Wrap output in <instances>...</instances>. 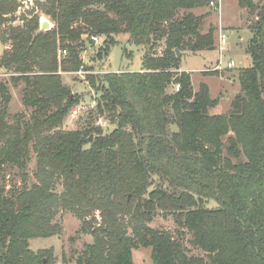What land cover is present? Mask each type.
<instances>
[{
    "label": "trees",
    "instance_id": "obj_1",
    "mask_svg": "<svg viewBox=\"0 0 264 264\" xmlns=\"http://www.w3.org/2000/svg\"><path fill=\"white\" fill-rule=\"evenodd\" d=\"M24 1L0 0V42L10 46L0 56L10 74L0 80V264H50L52 253L34 252L30 241L59 235L61 210L93 237L76 264H135L139 248L151 250L152 264H264V4L238 0L258 18L246 49L252 66L239 72L228 112L211 114L218 99L204 83L194 91L177 51L215 50V29L201 32L211 10L193 11L216 0H35L33 12L56 24L37 35L36 13L12 25ZM120 34L144 49L141 71L104 66L88 77L100 92L97 117L115 128L105 134L89 121L60 130L79 103L63 73L84 68L87 42L104 37L108 56ZM10 86L30 110L12 123ZM7 167L23 182L10 194L1 180ZM157 211L174 216L177 237L150 226ZM183 230L204 257L188 255Z\"/></svg>",
    "mask_w": 264,
    "mask_h": 264
},
{
    "label": "rangeland",
    "instance_id": "obj_2",
    "mask_svg": "<svg viewBox=\"0 0 264 264\" xmlns=\"http://www.w3.org/2000/svg\"><path fill=\"white\" fill-rule=\"evenodd\" d=\"M34 1L35 0H27L22 3V7L19 8L15 17V22L12 25H21L22 22L20 18L22 16L26 15V17H32L30 13H33L34 15L36 13L40 17V28L41 24L47 21L51 26V30L54 29L56 24L50 17L46 16L38 9H36V12H33ZM222 2H224V0H216L214 6L209 5V7L194 10L193 13L196 15H202L211 10V14H214L212 21L215 25V22L217 24V18L221 15L220 10L222 8ZM256 2H259L262 5L264 4V0H256ZM223 7L225 10V16L223 15L224 19L222 22H218L217 27L215 26L214 28L216 40L215 49L217 51H203L205 53H191L186 51L184 52L186 54L180 57V71L183 69V71L191 75L194 91L197 92L199 86L204 83L208 85L211 96L218 99L219 105L210 110L211 114H224L228 112L232 101L240 92L238 75L242 69L248 68L249 57L246 54V49L253 36L251 25L258 19L257 14L252 13L249 10L246 11V15H243L240 11V6L237 0H225ZM212 21L208 22L211 23ZM208 22L203 21L201 25L202 33H207L210 30L211 25H209ZM245 24H250L249 29L251 30V33L245 28H241ZM233 25L236 29H232V32L229 33V27ZM221 36H225L226 40L224 50L220 49ZM240 37L243 38L242 41ZM116 40L117 43L111 47L108 56L104 52L101 53V48L105 41L104 37L94 38V41L87 42L82 53L84 68L74 73H63L65 83L69 85L73 94L78 95L79 103L66 117L60 130L67 132L82 129L89 121L95 125H100L105 134L110 133L115 128L104 118L97 117L95 109L100 97V92L90 87L88 84V77L91 75L102 74L101 69L104 70V66H108V69L111 72H140L142 68V57L144 54V49L142 47L128 43L127 34L116 36ZM228 43H233L234 45V51L231 50L230 58L228 56L229 54H227L229 48ZM2 49L3 46L0 43V54H2ZM162 50L163 47H158L156 50L157 54L160 55ZM63 55H66V52L59 51V56ZM99 55L101 56L99 57ZM204 70L206 71L203 72ZM9 79L10 74H7L6 71L3 73L1 72L0 80L9 82ZM174 89L175 88L171 86L168 88V91L172 92ZM10 91L12 94V100L9 105V112L11 115L9 122L12 123L15 115L24 113L26 116H29L30 110L23 105L20 87L14 88L10 86ZM36 163L37 157L33 154L28 165V186H31L36 182L34 175V172L36 171ZM1 180L6 188L7 194H10L12 190L20 189L23 186L22 176L20 171L16 168H5ZM207 206L213 208L216 204L214 201H209L207 202ZM95 217L98 222L101 221L99 212L95 213ZM55 223H58L61 226V233L46 239L31 240L30 248L34 252L43 250L50 251L52 253L50 264H76L79 254L84 251L86 245L93 243L92 235L81 233L82 221L68 211L61 210L55 219ZM150 226L155 229L168 231L175 235V237H177L180 231H182L176 223L173 215L159 211H157ZM183 231L185 234L184 243L188 255L204 257L205 253L191 243L193 239L192 234L186 230ZM133 260L135 264H152L151 250L148 248L134 250ZM45 261L48 262V259L45 258Z\"/></svg>",
    "mask_w": 264,
    "mask_h": 264
},
{
    "label": "crops",
    "instance_id": "obj_3",
    "mask_svg": "<svg viewBox=\"0 0 264 264\" xmlns=\"http://www.w3.org/2000/svg\"><path fill=\"white\" fill-rule=\"evenodd\" d=\"M238 1V0H237ZM224 2H225V0H224ZM224 2H222V8H221V10H220V14H218V15H220L218 18H217V24H218V22L220 23V22H222V20L224 19V17H223V15L225 16V10L223 9L224 7H223V3ZM240 11H241V13L243 14V15H246V11H247V9H244V8H241L240 7ZM224 12V13H223ZM205 14H207V13H205ZM202 15H204V14H202ZM213 15L214 14H210L209 16H207V17H205L204 18V21L206 22H208V21H212V19H213ZM201 16V15H200ZM209 23V22H208ZM217 24H216V22H215V25H214V23H213V21L211 22V23H209V25H211L210 26V29L211 28H215V26L217 27ZM251 24V23H250ZM250 24L249 25H243V27H241V28H245L246 30H248V31H250V33H251V30L249 29V26H250ZM237 26V25H236ZM235 26L233 25V26H231V27H229L230 29L228 30V32L229 33H231L232 32V29H236V28H234ZM240 39H241V41H242V37H240ZM1 43V42H0ZM2 44V43H1ZM235 44V43H234ZM2 46H3V49H2V54L4 53V51L5 50H7V49H9L10 47L9 46H4L3 44H2ZM228 52H227V54H229L228 56H229V58H230V52H231V50H233L234 51V45H233V43H228ZM215 51H217L216 49H215ZM227 51V50H226ZM202 53H205V52H202ZM202 53H200V54H202ZM2 54H0V56L2 55ZM227 57V56H226ZM249 57V56H248ZM231 61V60H230ZM248 67H251L252 66V60H251V58L249 57V60H248ZM0 74H1V72L3 73V72H5V70L4 69H2L1 67H0ZM181 71H183V69H181ZM206 70H204L203 72H205Z\"/></svg>",
    "mask_w": 264,
    "mask_h": 264
},
{
    "label": "water",
    "instance_id": "obj_4",
    "mask_svg": "<svg viewBox=\"0 0 264 264\" xmlns=\"http://www.w3.org/2000/svg\"><path fill=\"white\" fill-rule=\"evenodd\" d=\"M49 30H51V26H50V24L47 21H45V22H43L41 24V28L37 31L36 35L41 33V32H46V31H49ZM185 54L186 53H181V52L177 51L178 57H181L182 55H185ZM92 138L93 137L91 136L90 139H89L90 142H92Z\"/></svg>",
    "mask_w": 264,
    "mask_h": 264
},
{
    "label": "built area",
    "instance_id": "obj_5",
    "mask_svg": "<svg viewBox=\"0 0 264 264\" xmlns=\"http://www.w3.org/2000/svg\"><path fill=\"white\" fill-rule=\"evenodd\" d=\"M210 5L211 6H214L215 5V2L214 1H212L211 3H210ZM225 44H226V40H225V36H221V39H220V49L221 50H224V46H225ZM179 88H180V85H177L176 86V90H179Z\"/></svg>",
    "mask_w": 264,
    "mask_h": 264
}]
</instances>
